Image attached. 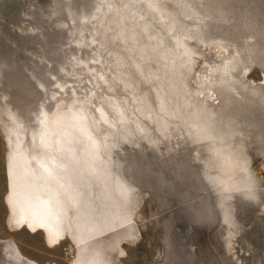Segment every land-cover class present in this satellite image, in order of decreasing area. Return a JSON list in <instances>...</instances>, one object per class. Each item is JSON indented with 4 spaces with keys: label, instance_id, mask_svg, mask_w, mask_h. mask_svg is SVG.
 Segmentation results:
<instances>
[{
    "label": "rangeland",
    "instance_id": "374dc122",
    "mask_svg": "<svg viewBox=\"0 0 264 264\" xmlns=\"http://www.w3.org/2000/svg\"><path fill=\"white\" fill-rule=\"evenodd\" d=\"M107 1L106 13L97 10ZM99 3L0 0V114L5 101L14 110L101 105L116 117L112 104H120L132 113L137 132L115 129L105 147L135 197L136 239L114 264H264V0ZM163 98L172 117L161 115ZM159 115L170 120L165 136ZM192 123L223 132L241 151L256 197L219 191L213 145ZM93 130L101 136L107 127ZM6 154L0 125V240L39 264H70L72 243L48 248L41 233L9 229ZM10 250L0 244V264H17Z\"/></svg>",
    "mask_w": 264,
    "mask_h": 264
},
{
    "label": "bare ground",
    "instance_id": "6f19581e",
    "mask_svg": "<svg viewBox=\"0 0 264 264\" xmlns=\"http://www.w3.org/2000/svg\"><path fill=\"white\" fill-rule=\"evenodd\" d=\"M99 1L103 5L105 0ZM110 4L107 1L106 8L100 7L97 10L104 13ZM176 44L183 45L181 42ZM181 64L185 65L186 60ZM57 84L60 90L67 92L65 83L58 80ZM5 94L7 96L8 92L5 91ZM164 99L159 106L161 115L172 117V111H169ZM2 107L5 109L0 114V125L7 145V190L4 203L8 211L6 223L9 229L12 232L26 230L32 234L41 233L48 248H56L64 242L72 243L76 254L70 264H114L116 257L121 255L122 258L126 253L123 245L136 237L132 209L135 203L134 190L115 176L111 165L113 158L108 147L106 150L105 147L111 144L108 138L113 136L115 129L122 128L125 131L122 134L127 138L137 132L133 127L138 126V123L131 125L132 113L129 114L128 108L120 104H112L116 117L109 115L101 105L96 106L95 111L89 110L90 112L88 106L80 104L68 106V111L59 107L52 112L44 105H38L34 109L22 105L14 110L9 101H5ZM92 115H95L94 123L90 119ZM164 116L162 119L159 115L162 119L159 125L163 131H169L170 120L166 122L167 118ZM204 123H192L191 126L198 127L197 131L202 132L203 139L213 145L210 151L216 159V168L219 171L216 181L219 191L225 192L227 197L238 191L256 197L253 191L256 187L255 181L247 158L223 132H216L213 127ZM97 124L107 127L101 136L95 134L96 131L94 133L93 127ZM139 129L143 130L144 127L141 125ZM166 134L167 132L164 136ZM226 211L228 210L224 206L225 214ZM0 244L4 248H11L10 257L17 264H39L27 258L11 242L0 240Z\"/></svg>",
    "mask_w": 264,
    "mask_h": 264
}]
</instances>
